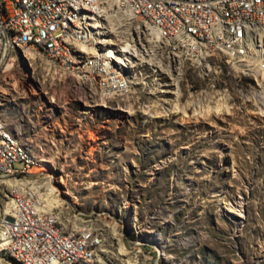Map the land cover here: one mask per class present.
<instances>
[{"label": "rangeland", "instance_id": "1", "mask_svg": "<svg viewBox=\"0 0 264 264\" xmlns=\"http://www.w3.org/2000/svg\"><path fill=\"white\" fill-rule=\"evenodd\" d=\"M141 29L124 10L106 15L100 31L117 50L149 52L155 40ZM25 51L0 69V117L36 160L30 179L51 174L71 208L101 218L111 236L113 225L121 236L126 228L125 241L135 238L127 227L142 240L158 234L170 264H264V92L251 79L217 57L174 65L150 55L126 59L131 92L105 97ZM197 102L229 110L200 117ZM6 191L0 183V219Z\"/></svg>", "mask_w": 264, "mask_h": 264}, {"label": "built area", "instance_id": "2", "mask_svg": "<svg viewBox=\"0 0 264 264\" xmlns=\"http://www.w3.org/2000/svg\"><path fill=\"white\" fill-rule=\"evenodd\" d=\"M117 7L139 19L140 32L154 33L153 48L139 49L148 57L174 65L217 57L233 68L238 79L249 78L264 92V0H0V69L32 48L105 97L128 94L133 86L130 67L83 47L96 45L102 21ZM257 108L264 115V102ZM36 165L0 117V180H14L5 194L10 199L9 213L0 219V260L128 264L109 252L111 236L107 226L97 221L101 218L81 217L61 191L55 192L61 210L47 198L46 187L29 178ZM125 229L120 227L122 239L132 255L139 252L147 264H170L158 234L142 240L136 227H127L135 238L125 241Z\"/></svg>", "mask_w": 264, "mask_h": 264}, {"label": "bare ground", "instance_id": "3", "mask_svg": "<svg viewBox=\"0 0 264 264\" xmlns=\"http://www.w3.org/2000/svg\"><path fill=\"white\" fill-rule=\"evenodd\" d=\"M124 10H127V9H121L120 7H117V11H124ZM128 11V10H127ZM108 15V14H107ZM102 24V23H101ZM101 29V28H100ZM151 35L153 36V39H155V36H154V33L151 32ZM98 35H101L102 38L100 40H96V45L94 46H87V45H84V49L88 52V53H91V54H103L104 56L106 57H113V59H116V61L118 62H121L123 63L124 65L127 66V63H126V59L130 62H132L133 64V59L136 60H148L150 59L148 57V53H144V52H139L135 46L133 44H130V43H125L120 49H115L114 47V43L110 40H108L107 38H105L103 35L104 33L101 32L99 30L98 32ZM154 45V44H153ZM26 52V51H25ZM25 52L23 54L24 57L27 58L28 55H25ZM145 55H144V54ZM32 54V53H31ZM150 56V55H149ZM22 57V56H21ZM131 64V66H132ZM102 93V92H101ZM103 94V93H102ZM104 95V94H103ZM196 108H195V112H196V115L198 116H208L210 113H220V112H223V111H228L229 110V106L227 104H216L215 106H211V105H203L201 102H197L195 104ZM194 106V107H195ZM162 111L164 112H168V109L166 107H163L162 108ZM264 111V110H263ZM184 113L185 112V109L183 110ZM37 166V165H36ZM35 167V166H34ZM32 167V169L34 168ZM51 174H48L46 175V178L48 177V180H46V178H41V179H38L36 180L34 183L36 185H44L46 187V189H48V186H52L50 184V182H52V179H53V176ZM5 180H8V181H5ZM0 183H3V184H6V185H9V184H13L14 183V180L13 179H2L0 180ZM54 190V191H53ZM49 194H46L47 198H51L49 199L51 202L55 203V199H58L55 192L56 191H59L57 187H53L52 186V189L51 190H48ZM51 194V197H49V195ZM6 197V196H5ZM53 197V198H52ZM61 200V199H60ZM61 202V201H60ZM57 205V204H56ZM58 208H60L59 210H61L62 206H58ZM93 222V221H92ZM104 222V221H103ZM102 225L104 226H107V228H109V226L107 224H104L102 223ZM112 226V225H111ZM109 230V229H108ZM111 230H112V236L114 237L113 239H116V241L114 242V246H112V236H111V241H110V246L108 247V250L109 252H111L114 256H117L121 261H123V263H128V264H147V261H146V258L142 257L141 254L139 252H137L135 255H132L126 248L123 240H122V236L121 234L119 233V230H118V227L116 225H113L111 227ZM110 233V231H109ZM113 249V251H112ZM165 253V252H164ZM166 254V253H165ZM0 264H3L1 261H0Z\"/></svg>", "mask_w": 264, "mask_h": 264}]
</instances>
